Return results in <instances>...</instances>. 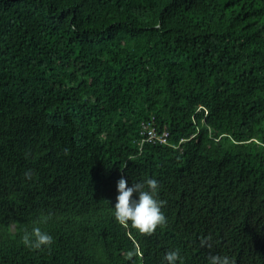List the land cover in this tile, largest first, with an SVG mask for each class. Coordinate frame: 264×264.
<instances>
[{"label":"trees","instance_id":"obj_1","mask_svg":"<svg viewBox=\"0 0 264 264\" xmlns=\"http://www.w3.org/2000/svg\"><path fill=\"white\" fill-rule=\"evenodd\" d=\"M121 177L159 181L164 226L115 219ZM176 249L264 264V0H0V264Z\"/></svg>","mask_w":264,"mask_h":264},{"label":"clouds","instance_id":"obj_2","mask_svg":"<svg viewBox=\"0 0 264 264\" xmlns=\"http://www.w3.org/2000/svg\"><path fill=\"white\" fill-rule=\"evenodd\" d=\"M117 192L113 209L114 217L120 224L126 225L130 222L138 232L152 234L158 227L167 223L162 211L165 201L158 199L157 179L148 178L129 186L128 181L121 177L117 181ZM22 241L30 249H42L51 246L54 238L39 226H33L30 232H25ZM180 259L178 249L168 251L163 257L165 264H177ZM208 264H234V261L227 255L216 254L209 257Z\"/></svg>","mask_w":264,"mask_h":264},{"label":"built area","instance_id":"obj_3","mask_svg":"<svg viewBox=\"0 0 264 264\" xmlns=\"http://www.w3.org/2000/svg\"><path fill=\"white\" fill-rule=\"evenodd\" d=\"M164 136H166V134H164ZM155 139H157V137H155V134L153 131L149 130L147 133V138H146V142L151 143L153 142ZM162 142L165 141V139H161Z\"/></svg>","mask_w":264,"mask_h":264}]
</instances>
